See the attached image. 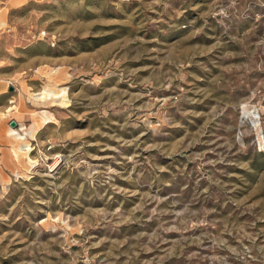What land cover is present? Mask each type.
Instances as JSON below:
<instances>
[{
  "label": "rangeland",
  "instance_id": "374dc122",
  "mask_svg": "<svg viewBox=\"0 0 264 264\" xmlns=\"http://www.w3.org/2000/svg\"><path fill=\"white\" fill-rule=\"evenodd\" d=\"M0 78V264H264V0L30 2Z\"/></svg>",
  "mask_w": 264,
  "mask_h": 264
},
{
  "label": "crops",
  "instance_id": "0c3cea01",
  "mask_svg": "<svg viewBox=\"0 0 264 264\" xmlns=\"http://www.w3.org/2000/svg\"><path fill=\"white\" fill-rule=\"evenodd\" d=\"M42 1V0H0V37L4 30L9 25V16L12 12L20 9L21 7L27 5L30 2ZM10 83L3 78H0V150L4 151L5 154H1V157L9 156V144L10 138L12 135L10 134V121H15V119L11 116L10 107H7L5 104L8 95L10 94ZM8 100V99H7ZM7 103H10L8 100ZM3 105V106H2ZM16 122V121H15ZM17 123V122H16ZM18 125V123H17ZM19 126V125H18ZM8 151V152H7Z\"/></svg>",
  "mask_w": 264,
  "mask_h": 264
},
{
  "label": "bare ground",
  "instance_id": "6f19581e",
  "mask_svg": "<svg viewBox=\"0 0 264 264\" xmlns=\"http://www.w3.org/2000/svg\"><path fill=\"white\" fill-rule=\"evenodd\" d=\"M10 134H11V135H14L16 139H19V140H25V137L22 136V135H20V134H19L16 130H14V129H11V130H10ZM26 134H30V133L27 132Z\"/></svg>",
  "mask_w": 264,
  "mask_h": 264
},
{
  "label": "water",
  "instance_id": "95a60500",
  "mask_svg": "<svg viewBox=\"0 0 264 264\" xmlns=\"http://www.w3.org/2000/svg\"><path fill=\"white\" fill-rule=\"evenodd\" d=\"M9 92H12V88L9 89ZM9 126H10L11 129L18 128V125H17V123L15 121H10Z\"/></svg>",
  "mask_w": 264,
  "mask_h": 264
}]
</instances>
